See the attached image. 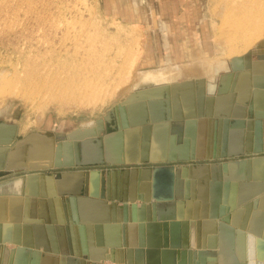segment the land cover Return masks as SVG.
Wrapping results in <instances>:
<instances>
[{"label":"water","instance_id":"95a60500","mask_svg":"<svg viewBox=\"0 0 264 264\" xmlns=\"http://www.w3.org/2000/svg\"><path fill=\"white\" fill-rule=\"evenodd\" d=\"M213 71L138 87L66 135L0 121V173L22 174L0 182V264H249V237L264 241V39Z\"/></svg>","mask_w":264,"mask_h":264},{"label":"rangeland","instance_id":"374dc122","mask_svg":"<svg viewBox=\"0 0 264 264\" xmlns=\"http://www.w3.org/2000/svg\"><path fill=\"white\" fill-rule=\"evenodd\" d=\"M174 1L138 0L136 11L128 0L121 7L110 6L112 0H0V121L18 125L20 138L66 135L93 125L137 86L152 84L143 79L154 72L197 65L200 72L181 70L179 80L194 73L212 81L213 66L230 59L229 41L242 34L236 33L239 14L233 7L249 1L264 6V0ZM262 19L257 43L264 39ZM129 50L135 61L120 72ZM74 88L100 100L65 99L63 93ZM18 176L2 174L0 182Z\"/></svg>","mask_w":264,"mask_h":264},{"label":"bare ground","instance_id":"6f19581e","mask_svg":"<svg viewBox=\"0 0 264 264\" xmlns=\"http://www.w3.org/2000/svg\"><path fill=\"white\" fill-rule=\"evenodd\" d=\"M233 8L237 12V14H239L238 16H235V19H236V28H237L236 33H242V34L241 35H237L236 34V36H234L231 39V41H229L230 43L231 42L233 43V45H229V46H232L229 49L230 50V53H228L229 51L226 53V54H230V55H228V57L230 59L233 58V57H236V56H242V55H244L245 53H247L249 51V49L251 47H253V45L255 43H257L256 42L257 40H260L261 39V36H262V31H261V29H262V22H260V21H261L262 18L264 19V15H263L264 14V12H263L264 6L259 1L253 2V3L252 2L250 3V1L248 3H245L244 2L243 4H237ZM244 19H247L249 21L246 25L243 24L244 22H242ZM129 26H131V25H129ZM126 37H127V34H126ZM133 40H135V39H133ZM239 44H242V46L244 47V49H240L241 47L239 46ZM239 50H245V51H242V54H238L237 52H240ZM139 55H137V56H139ZM132 61L133 62L135 61V51L134 50H132V51L129 50L127 52V54L123 55V60L120 63L121 65H119L117 68L121 72L125 68L127 69V66L130 65V64H132ZM68 75H69V73H68ZM86 82L87 83H85V85L87 87V84L88 83H91V82L90 81H86ZM157 83H159V82L152 83V84H149V85H147V84L139 85L137 87L150 86V85H154V84H157ZM51 84H53V83H51ZM88 85L90 86V84H88ZM74 90L80 92V90L77 89V88H74ZM74 90L71 91L70 93H67V92L66 93H63V94H67L65 99H67V100H75L76 101L77 99H80V98H82V96H84V94H81V92L78 93V94H76V92ZM83 98L86 99V100H88V101H94V100L95 101L96 100L99 101L100 100L99 99V96L94 98V97H92L90 95H87V94ZM4 100L5 99H3V101ZM263 263H264V241L259 240V239L255 238V237L250 236L249 237V264H263Z\"/></svg>","mask_w":264,"mask_h":264},{"label":"crops","instance_id":"0c3cea01","mask_svg":"<svg viewBox=\"0 0 264 264\" xmlns=\"http://www.w3.org/2000/svg\"><path fill=\"white\" fill-rule=\"evenodd\" d=\"M177 1H179V0H177ZM177 1L175 0L174 1V3L176 2L177 3ZM125 2H127V0H125ZM127 3H129V5L130 6H132L136 11L138 10V0H128V2ZM126 3V4H127ZM124 4V0H122V3H118V2H115L114 0H112V2L110 3V6H114V5H116V6H120L121 7V5H123ZM126 8V7H125ZM138 16H139V13H138ZM138 16L136 17V19H139L138 18ZM193 55V53L192 52H190V53H188V56H192ZM180 64H177V65H173V66H171V70H170V72H166V71H161V73H159V72H154V75L153 76H150V77H148V78H146V79H143V80H145V83H154V82H156V81H159V80H161V81H168V82H171V81H169V80H175L174 82H184V81H190V80H198V79H203L204 77H199V75L197 76V75H195L194 73L191 75H188L186 78H184V79H180L179 80V74H182V73H180L181 72V70L182 71H184V73L183 74H186V72L185 71H193V72H195L196 74H197V72H200V69H202L203 67H199V66H197V65H193V66H188L189 64H187L186 66H184V67H181V66H179ZM182 65V64H181ZM191 65V64H190ZM150 71V70H149ZM148 71V72H149ZM178 71V72H177ZM150 74H151V72H150ZM153 74V73H152ZM206 78H208V77H206ZM172 81V82H173ZM6 173H11V172H2V173H0V175H2V174H6ZM12 173H17V172H12ZM20 176H21V173H20ZM19 177V176H18ZM108 264H112V263H108Z\"/></svg>","mask_w":264,"mask_h":264},{"label":"clouds","instance_id":"9594fccd","mask_svg":"<svg viewBox=\"0 0 264 264\" xmlns=\"http://www.w3.org/2000/svg\"><path fill=\"white\" fill-rule=\"evenodd\" d=\"M212 94H214V93H213V92H209V95H212ZM20 186H21L20 182L17 181L16 184H15V187H16L17 189H19Z\"/></svg>","mask_w":264,"mask_h":264}]
</instances>
